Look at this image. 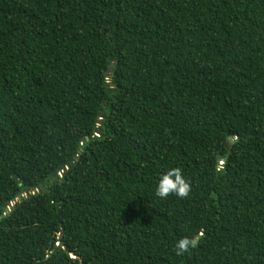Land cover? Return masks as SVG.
Returning a JSON list of instances; mask_svg holds the SVG:
<instances>
[{
  "label": "trees",
  "instance_id": "trees-1",
  "mask_svg": "<svg viewBox=\"0 0 264 264\" xmlns=\"http://www.w3.org/2000/svg\"><path fill=\"white\" fill-rule=\"evenodd\" d=\"M0 264H264V0H0Z\"/></svg>",
  "mask_w": 264,
  "mask_h": 264
},
{
  "label": "clouds",
  "instance_id": "clouds-1",
  "mask_svg": "<svg viewBox=\"0 0 264 264\" xmlns=\"http://www.w3.org/2000/svg\"><path fill=\"white\" fill-rule=\"evenodd\" d=\"M190 185L182 175L179 167H170L161 173L155 182L153 194L157 198H167L170 194L183 198L189 194ZM197 241L189 237H181L175 243L177 255L187 252L196 246Z\"/></svg>",
  "mask_w": 264,
  "mask_h": 264
},
{
  "label": "water",
  "instance_id": "water-1",
  "mask_svg": "<svg viewBox=\"0 0 264 264\" xmlns=\"http://www.w3.org/2000/svg\"><path fill=\"white\" fill-rule=\"evenodd\" d=\"M54 177L56 178L57 177V175H54ZM42 187V186H41ZM13 206V205H12ZM10 209H8V211H9Z\"/></svg>",
  "mask_w": 264,
  "mask_h": 264
}]
</instances>
